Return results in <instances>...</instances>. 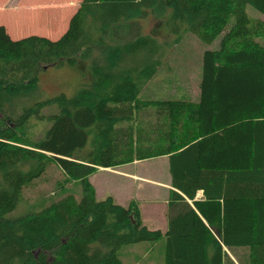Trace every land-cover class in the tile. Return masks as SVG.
Wrapping results in <instances>:
<instances>
[{"label":"trees","instance_id":"trees-1","mask_svg":"<svg viewBox=\"0 0 264 264\" xmlns=\"http://www.w3.org/2000/svg\"><path fill=\"white\" fill-rule=\"evenodd\" d=\"M248 5L264 14V0H82L57 40L0 26V264H124L123 247L164 237V264H264V19ZM149 13L177 42L222 37L203 54L197 100L141 97L162 65ZM65 65L89 82L37 100L39 72ZM33 119L48 126L38 140ZM157 157L172 178L165 231L134 202L98 200L91 182L97 168ZM52 163L82 198L11 218Z\"/></svg>","mask_w":264,"mask_h":264},{"label":"rangeland","instance_id":"rangeland-1","mask_svg":"<svg viewBox=\"0 0 264 264\" xmlns=\"http://www.w3.org/2000/svg\"><path fill=\"white\" fill-rule=\"evenodd\" d=\"M39 3L40 1H25L28 8L30 6L36 8ZM74 4L77 6V1ZM43 7L53 10L55 13L53 17L57 20L62 18L57 2H43ZM70 9L74 10L75 5ZM247 12L252 18L264 19V14L251 5L247 6ZM68 14L70 15L69 11L66 16ZM166 19L167 16L163 17V14L155 16L149 13L142 21L144 33L154 37L160 44L159 59L162 63L159 72L142 91L141 97L145 99H166V95L173 94L178 96L184 89H187V93L199 92L203 54L206 50H217L222 38L219 37L212 44H206L196 35L187 33L183 35L181 41L177 42L176 39L179 36L173 33L170 26L165 23ZM18 27L29 29V32H24V37L38 34L33 25L27 26L25 23H20L17 24L16 28ZM58 38L49 39L57 40ZM260 41L264 42V39ZM88 82L89 78L85 75V70L80 72L68 65L51 67L39 72L40 89L35 95L39 101L56 97L62 93L74 96L77 90ZM45 111L56 112L57 108H47ZM29 126L30 138L34 140L43 138L48 128L44 123L34 119ZM170 173L168 157H157L117 168H97L91 181L98 200L112 197L116 203L123 206H129L134 202L141 208L142 217L146 222L158 226L149 228L165 231L167 229L168 198L172 185ZM132 174L140 178L130 179L133 177ZM33 183L22 191L17 209L12 212L11 218L40 212L67 195H74L78 200L83 195L81 182L69 180L55 163L50 164L45 174ZM165 245V237L157 242L132 244L123 247L119 251V256L124 264H164Z\"/></svg>","mask_w":264,"mask_h":264},{"label":"crops","instance_id":"crops-1","mask_svg":"<svg viewBox=\"0 0 264 264\" xmlns=\"http://www.w3.org/2000/svg\"><path fill=\"white\" fill-rule=\"evenodd\" d=\"M25 1L27 2L40 1V3L36 8H33L31 6L28 8L25 5ZM75 1H77L78 4L77 6L76 4H74ZM43 2L44 3L57 2L62 12V18L57 20V18L53 17V14H55L54 11L51 10L49 7H43ZM81 2L82 0H0V26H4L13 39H21L25 36L24 32L26 31L29 32L28 28L26 29L20 27L16 28L17 24L20 23H25L27 26L33 25L35 29L38 31L37 35H41L43 37L46 36L48 38H58L61 34L67 31L70 23V19L79 9L78 6H80ZM74 5H75V9L74 10L70 9V7ZM67 11L70 12V15L68 14L66 16ZM58 33L61 34L58 35ZM198 93H199L198 91L196 92V94H192L191 92L187 93V89H184L183 91L180 92L178 96H176L175 94L173 95L178 98H187V99L195 98L197 100ZM166 97L169 96L166 95ZM132 175L133 177H130V179L140 178L137 177L138 175L136 174H132ZM197 197L199 199L203 198L204 197L203 191L198 192ZM143 220L145 224L148 223L146 222L144 217ZM148 225L147 226L151 228L158 227L153 223L151 224L148 223Z\"/></svg>","mask_w":264,"mask_h":264},{"label":"water","instance_id":"water-1","mask_svg":"<svg viewBox=\"0 0 264 264\" xmlns=\"http://www.w3.org/2000/svg\"><path fill=\"white\" fill-rule=\"evenodd\" d=\"M46 69H48V68H46Z\"/></svg>","mask_w":264,"mask_h":264}]
</instances>
